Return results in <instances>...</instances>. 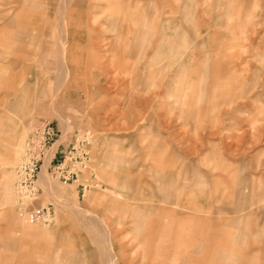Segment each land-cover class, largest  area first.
<instances>
[{"label": "rangeland", "instance_id": "374dc122", "mask_svg": "<svg viewBox=\"0 0 264 264\" xmlns=\"http://www.w3.org/2000/svg\"><path fill=\"white\" fill-rule=\"evenodd\" d=\"M58 1L0 0V264H264V0Z\"/></svg>", "mask_w": 264, "mask_h": 264}, {"label": "crops", "instance_id": "0c3cea01", "mask_svg": "<svg viewBox=\"0 0 264 264\" xmlns=\"http://www.w3.org/2000/svg\"><path fill=\"white\" fill-rule=\"evenodd\" d=\"M32 1V0H29ZM124 0H102V3H96L94 2V0H71V4L69 5V10L72 13L73 11H79L81 8H93V7H97L102 9H108V10H119L123 7V2ZM66 1L65 0H59L56 3V6L54 8V11H62L65 10L66 7ZM84 3V4H83ZM183 7H185V3H183ZM61 8V9H60ZM143 10V8H141ZM184 9V8H183ZM46 11V10H45ZM95 13V12H94ZM144 13V11H143ZM94 15V14H93ZM142 15V14H141ZM64 18H65V26H66V31H65V37H66V43H67V48H66V52L65 55H67V53L70 51L71 46L73 44V42H71L70 39V34H69V26L71 23L72 18L69 16V14H65L64 13ZM137 21H134L130 19V21L125 24V28H123V30H120L117 34L118 39L120 40V42H126V47L124 49V52H126V55H131L130 53L133 52L134 46L137 42V40H139L140 36H143V32L141 30H139L138 28L133 29L130 28L128 26V24L130 23H136ZM111 21H109L108 24H110ZM131 32V37H127V33ZM88 43H92L91 40L88 41ZM75 44V43H74ZM75 47H78V45L75 44ZM57 149H59V143L55 146L54 151L56 152ZM44 165L41 166L40 171L42 170V167Z\"/></svg>", "mask_w": 264, "mask_h": 264}, {"label": "built area", "instance_id": "2783aa9c", "mask_svg": "<svg viewBox=\"0 0 264 264\" xmlns=\"http://www.w3.org/2000/svg\"><path fill=\"white\" fill-rule=\"evenodd\" d=\"M56 137V131L53 127L49 125H43L40 130V135L38 139V144L34 143L35 155H38L39 152L43 148H45L51 141ZM32 141V139H31ZM33 150V151H34ZM38 157H24L18 167V181L16 183V187L20 188L22 185L28 186V193L33 194L34 185H33V177L36 175L37 171V159ZM56 169L60 170L63 168V160L58 161L55 164ZM21 213H25V215L29 219L38 218L44 216L48 213V206L45 207H31L26 209L25 206L21 205L20 207Z\"/></svg>", "mask_w": 264, "mask_h": 264}, {"label": "bare ground", "instance_id": "6f19581e", "mask_svg": "<svg viewBox=\"0 0 264 264\" xmlns=\"http://www.w3.org/2000/svg\"><path fill=\"white\" fill-rule=\"evenodd\" d=\"M61 9V8H60ZM63 14V13H62ZM60 17V16H59ZM63 19H65V18H62V22L60 23V27H61V29L59 30L60 31V33L59 34H64V36H65V31H66V27H65V24H64V21H63ZM60 27H58V28H60ZM58 34V35H59ZM61 34V35H62ZM62 37V44H63V48H62V55H60V53H59V55L62 57V61L64 60V48H65V45H66V37ZM60 37V36H59ZM57 38H58V36H57ZM59 39V38H58ZM60 42V41H59ZM60 46H62L61 44H60ZM59 47V46H58ZM126 50V49H125ZM60 52H61V50H60ZM59 59V58H58ZM65 73V72H64ZM59 81V80H58ZM109 239V238H108ZM110 244V243H109ZM109 250L111 251V249H110V246H109ZM109 251V252H110ZM110 255H112L113 254V252H110L109 253ZM110 255H108V256H110ZM100 256L102 257V255H101V253H100ZM112 257V256H111ZM114 257V256H113ZM112 257V258H113ZM109 258V257H108ZM115 258V257H114ZM110 260V259H109ZM110 263V262H109ZM108 264V263H107Z\"/></svg>", "mask_w": 264, "mask_h": 264}]
</instances>
